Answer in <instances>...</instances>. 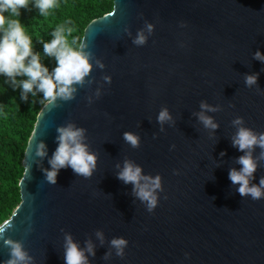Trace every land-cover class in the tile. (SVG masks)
<instances>
[{
	"label": "water",
	"instance_id": "water-1",
	"mask_svg": "<svg viewBox=\"0 0 264 264\" xmlns=\"http://www.w3.org/2000/svg\"><path fill=\"white\" fill-rule=\"evenodd\" d=\"M110 1L113 10L87 26L79 48L90 74L72 86V99L46 102L38 115L0 264L11 258L5 240L21 244L30 258L21 264H65L69 235L87 264H264V198L241 196L229 179L245 154L233 146V121L264 134V62L255 58L264 55V0ZM250 75L258 77L251 87ZM164 109L172 119L161 124ZM202 111L215 130L200 121ZM69 125L84 130L96 168L88 178L60 169L51 184L58 129ZM251 151L250 186H259L264 150ZM125 161L160 177L153 211L118 179ZM119 238L122 256L111 245Z\"/></svg>",
	"mask_w": 264,
	"mask_h": 264
},
{
	"label": "clouds",
	"instance_id": "clouds-1",
	"mask_svg": "<svg viewBox=\"0 0 264 264\" xmlns=\"http://www.w3.org/2000/svg\"><path fill=\"white\" fill-rule=\"evenodd\" d=\"M30 2L31 0H0V32L3 33L0 38V75L11 78L13 83L17 76L22 75L28 78L22 81L21 85L22 99L24 100H27V93L32 92L35 95L34 87L43 93L44 99L49 104H54L57 98L70 100L76 91L72 86L82 84L84 78L92 70L88 55L70 46L68 36L71 35L73 29L66 27L67 24L72 23L71 20H68L56 28L52 34L54 38L51 42L43 45L45 53L50 57H55L57 63L52 74H49L48 68L40 62V57L34 54L32 39L19 19L20 10L27 9ZM58 6V0H35V7L44 17H48L50 10H54ZM6 12L10 13L12 18L6 17ZM148 30H152L151 25H148ZM144 42L145 36L140 33L135 43L139 45ZM72 43L74 44L75 40ZM255 58L264 62V55L260 52L255 54ZM257 79L256 75H250L245 78V82L251 87L257 83ZM200 107L204 111H217L206 103H202ZM171 119L167 109L159 113L158 121L161 124ZM199 119L206 128L215 130L218 127L203 111L199 114ZM242 124L241 118L233 121V125L237 126L238 130L232 142L234 147L245 154L237 160V163L241 165L240 170L231 169L229 179L233 184L239 185L237 191L241 196H251L253 200H259L264 198V179H261L259 186H250V179L254 178L253 174L257 170V161L253 159L251 150L257 146L264 150V134L258 135L252 130L240 126ZM58 132V148L49 161L52 170L46 173L47 181L55 184L59 170L67 167H70L78 175L85 178L90 177L96 168L97 157L91 154L87 146L82 143L84 130L74 129L72 125H69L66 128H59ZM124 139L134 148L139 146V138L132 133H125ZM44 147V144H39L36 155H45ZM259 159H264V151L261 152ZM141 171L140 167L125 161L122 171L118 173V179L125 184L134 185L136 195L142 202H146L147 209L151 212L157 206L155 192L160 188V177L143 176ZM9 226L10 221L0 223V239L3 238L6 228ZM97 235L102 239V234L97 233ZM5 245L11 249V258L6 264H21V262L30 259L22 250L20 243L5 240ZM111 245L117 250V255L122 256L127 242L122 238L113 239ZM87 251L94 255L90 243ZM65 264H87L85 252L73 242L70 235L66 236Z\"/></svg>",
	"mask_w": 264,
	"mask_h": 264
},
{
	"label": "trees",
	"instance_id": "trees-1",
	"mask_svg": "<svg viewBox=\"0 0 264 264\" xmlns=\"http://www.w3.org/2000/svg\"><path fill=\"white\" fill-rule=\"evenodd\" d=\"M58 5L50 10L48 17H44L35 7V0H31L27 9L20 10L19 17L32 39L34 54L40 57L49 74L57 63L55 57L45 53L43 45L51 42L56 28L71 20L72 23L66 25L73 29L68 42L79 50L87 26L114 8L110 0H58ZM5 16L12 18L7 12ZM2 35L0 32V38ZM26 79V76H17L13 83L11 78L0 75V223L8 220L21 203L19 183L24 174L23 160L38 115L47 102L43 93L35 87V95L30 92L27 93V100L22 99L21 85Z\"/></svg>",
	"mask_w": 264,
	"mask_h": 264
}]
</instances>
